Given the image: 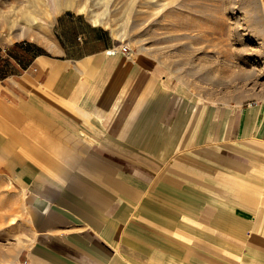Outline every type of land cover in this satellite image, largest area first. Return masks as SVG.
Masks as SVG:
<instances>
[{
  "label": "crops",
  "instance_id": "crops-1",
  "mask_svg": "<svg viewBox=\"0 0 264 264\" xmlns=\"http://www.w3.org/2000/svg\"><path fill=\"white\" fill-rule=\"evenodd\" d=\"M122 47L77 14L1 46L40 146L14 169L39 231L85 264H264V102L192 101Z\"/></svg>",
  "mask_w": 264,
  "mask_h": 264
},
{
  "label": "rangeland",
  "instance_id": "rangeland-1",
  "mask_svg": "<svg viewBox=\"0 0 264 264\" xmlns=\"http://www.w3.org/2000/svg\"><path fill=\"white\" fill-rule=\"evenodd\" d=\"M65 14L81 15L135 57L161 66L185 98L229 107L264 102V0H0V57L1 46L45 42ZM1 65L0 76L15 70L11 62ZM1 89L0 264H85L68 259L62 236L53 244L38 229L41 201L17 184L14 169L40 146Z\"/></svg>",
  "mask_w": 264,
  "mask_h": 264
},
{
  "label": "bare ground",
  "instance_id": "bare-ground-1",
  "mask_svg": "<svg viewBox=\"0 0 264 264\" xmlns=\"http://www.w3.org/2000/svg\"><path fill=\"white\" fill-rule=\"evenodd\" d=\"M91 18H92V20L94 21V23H98V22L100 21V17L97 16V15H92ZM195 29H196V30H199V28H195ZM161 69H163V68H161ZM153 71H154V70H153ZM163 73H164V75H165V77H166V82H167V84L170 85V86H175V87H176L175 82H174L173 78L170 76V74H168L164 69H163ZM152 81H154V80H152ZM177 89H178L179 91L185 93V91H183L182 89H180L178 86H177ZM187 95H188V94H187Z\"/></svg>",
  "mask_w": 264,
  "mask_h": 264
},
{
  "label": "built area",
  "instance_id": "built-area-1",
  "mask_svg": "<svg viewBox=\"0 0 264 264\" xmlns=\"http://www.w3.org/2000/svg\"><path fill=\"white\" fill-rule=\"evenodd\" d=\"M129 48L127 47V46H123L122 47V52L124 53V54H127V53H129Z\"/></svg>",
  "mask_w": 264,
  "mask_h": 264
}]
</instances>
